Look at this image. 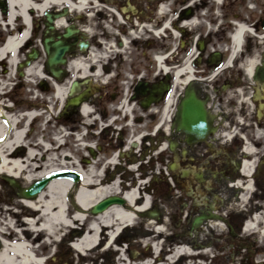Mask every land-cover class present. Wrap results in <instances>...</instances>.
<instances>
[{
  "label": "flooded vegetation",
  "instance_id": "obj_1",
  "mask_svg": "<svg viewBox=\"0 0 264 264\" xmlns=\"http://www.w3.org/2000/svg\"><path fill=\"white\" fill-rule=\"evenodd\" d=\"M96 2V9L88 2L78 12H71L67 3L44 10L39 58L44 59L43 72L51 75L45 68V38L52 37L67 48L64 63L53 71L59 87L68 89L75 82L77 93L85 90L90 140H95L100 119L104 126L111 123L114 128L104 132L101 128L98 135L107 137L117 128L116 143L108 141L97 149L103 154L119 149V164L114 171L107 170L108 178L117 171L123 188L126 176L121 175L125 172L121 141L126 131L121 132V125L126 118H121V101L133 111L168 100L166 131L160 130L154 138L155 144L158 140L166 143L155 157L156 162L165 163L166 177H150L144 189L151 194L150 205L144 216L167 221L171 248L184 242H189L190 248H200L201 239L207 237L210 242L206 245L219 253L222 248L230 249L239 256V264H260L255 256L262 250L254 244L252 234L264 222V4L255 0ZM109 9L119 21L110 27L111 35L105 28L108 23L98 25L116 19ZM46 13L53 20L51 31ZM239 24L252 30L255 37H242L239 51L232 55V45L223 39L222 30L230 36V30ZM157 57L164 60L162 73L156 67ZM127 58L132 63L136 60L129 69L122 61ZM76 61L86 65L85 78L70 69ZM185 64L187 75L181 71ZM189 97L205 111L206 130L199 137L178 129L180 103ZM64 104L59 118L81 120L79 106L64 108ZM80 123L73 131L79 130ZM143 171L140 167L139 172ZM158 196L163 203L158 202ZM251 217L257 218L255 230L246 227ZM244 233L247 236H242ZM76 235L62 233L56 242L68 253ZM224 238L227 242L222 246ZM3 241L13 244L17 238L6 228L0 232L1 247ZM52 246L50 261L68 264L67 257L59 258L62 253Z\"/></svg>",
  "mask_w": 264,
  "mask_h": 264
},
{
  "label": "rangeland",
  "instance_id": "obj_2",
  "mask_svg": "<svg viewBox=\"0 0 264 264\" xmlns=\"http://www.w3.org/2000/svg\"><path fill=\"white\" fill-rule=\"evenodd\" d=\"M41 0H35L36 3L40 2ZM112 1V0H110ZM254 0H242V3H252ZM257 4H264V0H255ZM97 6L95 5L96 9L99 5L97 2H95ZM0 13H4V4L0 0ZM41 12H33L30 15L31 21H32V29H31V38L28 42H26L25 46L20 48V52L18 53L17 60L18 62H23L25 59L26 54L31 52L33 49L39 50L40 46V19H41ZM2 21L0 20V46L4 44V42L7 39V35H12L13 32L10 31V26L6 24L8 22L7 17L2 14L0 16ZM95 20V19H94ZM10 23V22H9ZM94 23V22H93ZM106 23H108L106 26ZM116 19L112 20V22L108 21H99L98 25L105 27L108 30V33L111 35L113 34V30L110 29V27H113L117 25ZM14 24L16 25L17 33H21V29L24 27L22 23V19H17L14 21ZM95 24V23H94ZM110 29V30H109ZM8 31V33H6ZM231 32L233 30H230ZM117 36V35H115ZM222 37L223 39L229 40L228 33H225V29L222 30ZM132 60V59H131ZM129 58L122 59V61L125 63V68L129 69L130 65L134 64L132 63ZM44 59L38 58L33 62L31 67L33 66V71L29 74H24L22 76H18V71L16 70V67L14 70H12L10 64L8 63V59L4 58L0 62V104H3L6 108L7 116H12L17 113V111H22L25 109V106L29 104L31 107H35L37 111L43 112V116L37 117L35 121L32 122L31 126L28 128L26 136L23 141L22 150H19L18 158H25V155L27 154V145L34 149V152L39 153L38 155V161L36 164L41 165L42 169H40L39 172H42L44 170H50V169H73L76 170L78 167L82 168L83 174L86 173V175H97L102 176V168L104 164L102 165V162L105 160L104 163L107 164V160L110 158L107 157V155L111 152L108 150L109 153L103 154L99 153L96 147V156L95 159L91 158L90 153L85 149H81L79 145H76L75 142L72 139V136L69 135L68 139H66L67 132L72 130H77L78 124L82 126L83 124L88 123L89 121L84 118L82 115H80V119H74V120H64V118H59V109H60V101L54 97L55 89L52 86V82L47 78V76L44 74V77H39L34 72L37 71L39 67L43 66ZM18 64V63H17ZM157 69L161 72V69L159 66H157ZM28 69V68H27ZM13 71L12 74H10ZM162 73V72H161ZM80 75V72H78ZM46 76V77H45ZM85 78V77H84ZM58 85V84H57ZM66 86V84L64 85ZM12 87V88H11ZM27 108V107H26ZM30 111V110H29ZM153 113L147 111V109H137L132 111L133 118V124L130 128L126 130V132L129 134H133V138L139 136V135H145V137L149 136L152 132L151 122L149 119V116H151ZM138 118L139 121L135 120ZM128 119V118H127ZM158 119V118H157ZM164 119L163 117L160 118V120ZM142 120V121H140ZM1 121V120H0ZM75 121H78L77 124L74 125ZM99 122H103V120H99ZM98 122V123H99ZM23 127V121L17 125V128ZM99 130V129H97ZM79 131L81 129L79 128ZM95 140H90L87 136L85 140L89 141L88 143L93 142L94 146L95 144L97 146L106 144L108 141L111 143H116V133L115 130L113 133H109L107 137L98 135V131H95ZM126 135V137H123V139H128L130 136ZM144 138L143 141H147V139ZM65 139V140H64ZM37 141H40L44 147L45 150L47 149V153H43L41 149L39 151H36L35 149V143ZM65 141V144L58 147L62 144V142ZM126 143V141H125ZM122 146V143H121ZM145 150H140L141 155L140 158L136 157L134 154H131L129 156H123V160L121 159V164L124 162V165L126 167L127 164L132 165L131 163L133 160H136L133 162L134 165H138V161L140 159V162L143 164L147 161H152V169L153 168H161L159 164H155V157L158 155V149L153 147H147L144 145ZM32 151V150H31ZM144 152V153H143ZM144 156V157H143ZM132 161V162H128ZM79 164L76 166V164ZM36 165V166H37ZM123 165V166H124ZM150 165V164H149ZM92 167L95 168V170H92ZM151 169V166H149ZM145 169V168H144ZM132 170V169H131ZM112 167L109 169V173L112 172ZM38 172V173H39ZM127 171L125 170L124 173L121 172V175L125 174ZM129 175L126 174L127 180L132 179L135 182V186L139 185L141 187V190L143 189V186H145V183L147 178L145 176L149 175L145 173L143 178L139 175L138 172L133 171V177L129 178ZM17 180V181H16ZM10 179L6 177L0 178V216H2L3 213L7 216V212L9 213H16L20 212L21 210V204L18 203L17 199V187L14 185V181L19 184V186H23L20 179ZM113 180V177L111 178V181ZM145 180V181H144ZM129 184V183H128ZM110 183L103 185L104 187H110ZM132 185V184H130ZM113 187V186H112ZM115 187V186H114ZM125 191H127L130 187L125 184L124 186ZM140 190V192H141ZM121 192V188L119 186H116L112 192L116 193ZM121 193H119L117 196H120ZM116 196V195H114ZM140 196V194H139ZM13 197L12 200H10ZM142 197V195H141ZM155 199V197L153 198ZM73 196H70L67 198L68 204L70 203L73 205ZM163 199L158 197V202L163 203ZM15 201L17 203L16 205L12 202ZM19 204V206H17ZM139 203H136V206H138ZM74 206V205H73ZM16 207H19L16 208ZM24 209V208H23ZM4 216V215H3ZM137 217H135L133 224L129 226H125L121 229L120 234L116 237L114 243L110 245L109 247L105 246V242L107 240L100 239V242L98 244V247L95 250H92L90 252H86L84 257H82L78 252H76L72 247H69L68 253L64 252L65 249L62 248V246H58V243L56 242L54 244L56 251L62 253L63 258L64 255L67 257L68 264H142L144 262H148V264L151 263V257L153 259V245L156 243V251L158 252L157 258L153 259L155 260L156 264H238L239 256H236L233 251L228 248L223 249L222 253L215 251L214 248L210 247L208 244L206 245L208 241L207 237L202 238L201 241L204 243L199 244L200 248H190L189 242H184L182 244H178V246H185L188 248L191 253L189 256H180L175 257L172 261L167 260L166 258L172 253L171 250V243H170V226L167 224V221L163 224L161 222H157L158 226L163 227V231L160 233H154L155 229L152 227H147L146 222L147 221H153L154 219L146 218L144 216V213L141 215L136 214ZM16 218H9L8 217V223L11 224L14 222ZM89 220H91V217L89 215L87 216L86 220H81L77 223L76 228H72L73 231H78L77 236L81 235L82 232L84 233L88 228ZM20 223L24 224L23 216L22 218H19ZM17 222V221H16ZM18 223V222H17ZM16 227V226H15ZM9 229V228H8ZM103 236L105 235L106 231L102 230ZM28 234V239L25 241L27 243H31L32 238L35 242L30 244L31 249L34 250V248H37L35 245L42 244L41 238H38L35 233L31 231ZM64 234H67V229ZM36 236V237H35ZM242 236H247L245 233ZM258 237V238H257ZM255 238L259 239L255 242L257 246H259L262 250V252H257L255 256V260L259 262L260 264H264V238H260V236L255 235ZM225 240V241H224ZM222 242V246L226 244V239L224 238ZM119 246V248L117 247ZM51 247V248H50ZM41 248V247H40ZM43 255H50L53 252V246H49L47 244V248L42 247L41 249ZM36 250V249H35ZM174 251V250H173ZM58 253V255L60 254ZM65 253V254H64ZM57 254L55 255L58 256ZM123 255L126 257V260H122L121 256ZM35 256L39 257L41 256L40 253L35 252ZM221 258V259H220ZM213 261V262H212ZM50 264H59V262L56 260L53 262L50 261Z\"/></svg>",
  "mask_w": 264,
  "mask_h": 264
},
{
  "label": "bare ground",
  "instance_id": "obj_3",
  "mask_svg": "<svg viewBox=\"0 0 264 264\" xmlns=\"http://www.w3.org/2000/svg\"><path fill=\"white\" fill-rule=\"evenodd\" d=\"M1 1L4 4V13H0V16L4 14L9 22L16 21L20 18L27 25V28H29L30 23H32L30 15L33 12L39 11L42 13L52 6L59 7V5L63 3H67L71 12H78L81 11L88 2H94L95 0H71V2L67 0H41L38 3H36L35 0ZM246 32L247 30L244 26H239L232 38L230 51L232 55L239 51L241 39ZM28 33L29 29L25 30L22 36L20 35L18 38L9 39L5 44L0 46V62L4 58H7L12 70H14L18 62L17 56L20 52V47L28 38ZM157 62L158 66L162 70H165L162 66L163 60L159 58ZM251 66L252 63H250L247 68L250 69ZM71 68L80 72V77H84L88 73L86 65L82 61L73 62L70 66V69ZM32 69L33 66L31 67L30 65V67L26 69L25 74L32 72ZM188 69L189 67L185 64V67H183L181 71L187 75ZM41 71L42 68L39 67L34 73L43 78L44 76ZM12 73L13 71L10 74ZM55 90L54 97L63 103L66 96V88L55 86ZM80 113L85 117L90 115V111L86 104L81 106ZM2 114V110L0 109V115ZM33 116H35V114L30 113L25 120H30ZM0 120V139H2V141H0V178L20 179L23 186H19V184L14 181V184H16L14 186L17 187L16 190H20L54 171L50 169L39 172L40 169H42L41 165L36 164L39 153L34 152L33 148L27 151L24 159L18 158V156H20L19 150H22L21 148L24 141L23 136L26 129L22 127L21 129L14 130L13 128L15 127L16 120L11 119L9 116H2ZM35 148L36 151L41 149L44 153L48 152L40 141L35 143ZM110 163H115V157L104 166L106 167ZM92 170H95V168L92 167ZM82 175V181L77 188L71 185L67 180H53L34 199H25L16 195V201L18 200V203L21 204V211H15L16 213L14 214L7 212V216L3 213L2 216H0V232L12 226V224L8 223V217H14L17 219V222L20 223L19 218L26 216L28 220H25L23 225L21 223L18 225L24 240L29 238V232L27 231H31L35 234L37 233L36 236L38 238L45 239L47 244L52 246L66 229L67 235L78 234V231H73L72 228H76L77 223L81 221L84 216H88L87 214L94 204L106 197L117 196L120 193L117 191L116 193L112 192L117 186V183L115 182L116 180L113 182L110 181V178H108L110 177L109 174H106V177L101 179L97 175L90 176L86 175V173ZM109 183L111 184L110 187L103 186ZM137 193L138 192L134 188L122 195L126 202L125 208H121L119 205H113L100 214H89L91 220L88 228L84 233L82 232L81 235L75 238V242L72 244L73 249L81 254H85L86 252L95 250L101 238L102 240H107L105 246L109 247L112 245L120 228L133 224L136 214L146 212L149 208L147 198L143 200L141 195L139 196ZM70 196H73L74 206L71 203L70 205L68 204L67 198ZM119 197H121V195ZM12 199L13 197L10 200ZM12 203L15 205L17 204L15 201ZM136 203H139V205L136 206ZM17 206H19V204ZM16 208L19 209V207ZM255 220H257V218H255ZM146 226L154 228V233L163 231V227L156 226L153 221H147ZM246 226L251 227L252 224H247ZM102 230L106 231L104 236ZM24 240L20 241L19 239V241L13 244L3 241L2 249L0 250V264H42V260L34 256L32 253L33 250L28 249V245ZM42 246L47 248L45 243H43ZM153 249L156 251V243L153 245ZM173 250L166 258L169 261H172L175 257L177 258L191 253L185 246H176L173 247ZM120 256L122 260H126V257L123 255ZM144 263L148 264V262Z\"/></svg>",
  "mask_w": 264,
  "mask_h": 264
},
{
  "label": "water",
  "instance_id": "obj_4",
  "mask_svg": "<svg viewBox=\"0 0 264 264\" xmlns=\"http://www.w3.org/2000/svg\"><path fill=\"white\" fill-rule=\"evenodd\" d=\"M48 22H51L49 16H47ZM51 29V27H49ZM69 35H66V37ZM52 39H46L44 41V49L48 55V60L46 67L47 69H52L54 68L55 65L59 63H63V60L61 59L67 48L65 46L60 45L59 42L53 43L51 46H49L50 42ZM37 56L36 52H33L27 56L28 60L25 62L24 66H28L30 64V61L35 59ZM23 65H19V68L22 67ZM53 77H58L56 73L52 72ZM21 75V73H20ZM76 86V83H72L69 89L68 95L73 97L74 94V87ZM80 102L79 98H71L68 101L67 105H77ZM179 120H178V129L183 130L186 133L194 136H201L205 130H206V122H205V111L203 107L194 102L192 97H189L185 100H183L180 104L179 107ZM59 178H67L70 179L74 182H77L79 180V175L70 172V171H65V172H58L54 173L48 177H45L43 179H40L36 182H34L32 185H30L28 188H25L21 191L22 197L26 199H31L36 197L47 185L49 182L55 179ZM125 202L123 199L119 197H111V198H106L99 202L98 204L94 205L91 212L93 214H98L103 211H105L109 206L118 204V205H123Z\"/></svg>",
  "mask_w": 264,
  "mask_h": 264
}]
</instances>
